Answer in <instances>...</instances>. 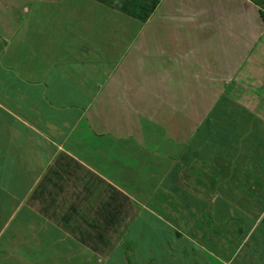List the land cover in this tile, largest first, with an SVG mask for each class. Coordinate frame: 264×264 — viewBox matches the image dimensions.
Masks as SVG:
<instances>
[{
  "label": "crops",
  "instance_id": "obj_1",
  "mask_svg": "<svg viewBox=\"0 0 264 264\" xmlns=\"http://www.w3.org/2000/svg\"><path fill=\"white\" fill-rule=\"evenodd\" d=\"M153 1L0 0V264H264L263 7ZM107 12L161 93L88 45Z\"/></svg>",
  "mask_w": 264,
  "mask_h": 264
},
{
  "label": "rangeland",
  "instance_id": "obj_2",
  "mask_svg": "<svg viewBox=\"0 0 264 264\" xmlns=\"http://www.w3.org/2000/svg\"><path fill=\"white\" fill-rule=\"evenodd\" d=\"M123 2L126 0H122ZM131 8H138L141 6L143 8H148L151 0H130ZM257 5L263 7L264 11V0H253ZM156 4V0L153 1ZM188 8L192 6L191 3L185 4ZM259 11L260 16L264 17V12ZM262 13V15H261ZM264 20V18H263ZM97 23V22H96ZM89 24H93V21H90ZM129 28V22H127L124 18L109 14L107 12L104 22H100V31L102 32V36L100 37H90L88 45L93 46H101L106 48L104 51L96 54V56L101 61H104L110 67L115 65V70L112 73L113 77H119L120 72H124V66H127L125 70V76L127 78H134L136 82H144L148 88H153L158 93H161L163 89L162 83V69H161V60H163V52L162 45L160 43L156 45L149 44V49H147V44L144 38H139L138 40H134L132 36H125V30ZM115 32H118V36H113ZM111 47V48H110ZM102 49V48H101ZM91 58H94V55L91 54ZM199 61V57L197 53L189 59L187 63L189 66H196V62ZM170 73L169 70L165 72ZM176 74L171 71V78L164 80L166 82L165 89L168 84L176 81ZM170 91H173L175 88L173 85L169 86ZM191 88V87H190ZM170 104H177V101H171ZM122 113H126L123 111ZM141 124L144 127L147 126L144 119L141 120ZM217 162V174L221 177L222 175H231L233 178L239 179H248L249 177L256 179V171L253 167L248 164V168L245 171H241L238 168H231L227 164H222ZM228 166V167H227ZM196 175L200 172L204 174L206 167L204 166H196ZM194 174V175H195Z\"/></svg>",
  "mask_w": 264,
  "mask_h": 264
},
{
  "label": "trees",
  "instance_id": "obj_3",
  "mask_svg": "<svg viewBox=\"0 0 264 264\" xmlns=\"http://www.w3.org/2000/svg\"><path fill=\"white\" fill-rule=\"evenodd\" d=\"M261 15H262V13H261ZM263 16V15H262ZM264 18V17H263Z\"/></svg>",
  "mask_w": 264,
  "mask_h": 264
}]
</instances>
